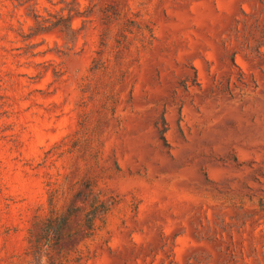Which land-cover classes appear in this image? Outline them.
I'll list each match as a JSON object with an SVG mask.
<instances>
[{
	"label": "rangeland",
	"instance_id": "1",
	"mask_svg": "<svg viewBox=\"0 0 264 264\" xmlns=\"http://www.w3.org/2000/svg\"><path fill=\"white\" fill-rule=\"evenodd\" d=\"M92 189L89 264H264V0H0V264Z\"/></svg>",
	"mask_w": 264,
	"mask_h": 264
},
{
	"label": "trees",
	"instance_id": "2",
	"mask_svg": "<svg viewBox=\"0 0 264 264\" xmlns=\"http://www.w3.org/2000/svg\"><path fill=\"white\" fill-rule=\"evenodd\" d=\"M73 18V15L72 18L57 16L56 21H47L39 20L37 16L36 29H44L49 24L51 28L72 30V34H75ZM122 19L121 13L115 12V18H108L109 28L115 21ZM128 23L129 28L132 25L139 28L135 21L128 20ZM123 37L124 43H121V47L129 50L130 42L126 35ZM125 43L128 45L125 46ZM98 54L100 56V52ZM91 192L95 200L90 206L80 205L75 200L63 211L59 207L56 194L52 192L48 203L49 214L34 218L32 227L24 238V250L11 256L8 264H89L95 256L91 245L99 231L98 220L106 213L105 203L100 201L94 189Z\"/></svg>",
	"mask_w": 264,
	"mask_h": 264
}]
</instances>
